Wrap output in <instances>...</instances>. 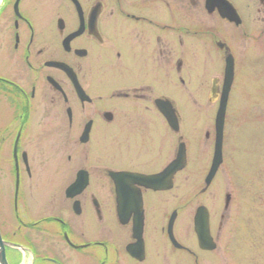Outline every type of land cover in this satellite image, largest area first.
Listing matches in <instances>:
<instances>
[{
  "label": "flooded vegetation",
  "instance_id": "obj_1",
  "mask_svg": "<svg viewBox=\"0 0 264 264\" xmlns=\"http://www.w3.org/2000/svg\"><path fill=\"white\" fill-rule=\"evenodd\" d=\"M228 1L239 22L222 15L224 0H0V215L6 208L9 225L0 230L9 260L21 245L30 264H176V253L199 264L175 231L177 208L163 201L187 165L163 188L153 184L177 155L160 101L177 111L202 105L191 94L202 91L209 40L225 58L227 43L264 37V0ZM222 89L213 78L210 101ZM240 194L225 192L215 222L208 208L213 249L194 230L203 204L192 213L200 252L217 251L211 264L264 252V187L255 208L263 222L240 219Z\"/></svg>",
  "mask_w": 264,
  "mask_h": 264
},
{
  "label": "rangeland",
  "instance_id": "obj_2",
  "mask_svg": "<svg viewBox=\"0 0 264 264\" xmlns=\"http://www.w3.org/2000/svg\"><path fill=\"white\" fill-rule=\"evenodd\" d=\"M261 38L260 41L248 45H244L243 39L227 43L237 59L227 104L223 143L224 161L208 193L204 196L200 195L199 191L205 184L204 178L209 171L214 154L215 118L219 108L218 101H210L212 94L209 92V85L213 78L223 81L225 64L223 55L211 40L208 41L207 67L202 77V91L191 94V101L193 103L199 101L202 105L180 107L178 110L181 127L176 133L175 143L178 145L180 137L185 142L187 167L177 176L174 190L164 195L163 201L165 209L177 208L179 215L175 231L182 235L188 244L194 246L192 249L197 253L199 264L203 261L204 264L215 263L214 258L217 255V251L205 255L196 245L192 213L199 204L209 208L215 222L224 206L225 192L231 193L238 186L241 188L238 212L240 219L249 214L255 220L263 222L262 209H255L257 206L262 208L263 200L257 197L256 192L264 187V37ZM206 133H209V137ZM112 164L120 165L122 161L114 159ZM250 206H253V209ZM232 213L235 212L231 210L227 212V214ZM6 214L5 208L0 215V221L4 233L8 234L9 225ZM161 253L163 254V251ZM12 256L15 260L11 257V264L26 262L20 250L14 251ZM176 256V264H195L193 256L191 262L180 261L178 253ZM164 260V255L159 258L160 262ZM240 261L246 264L264 263V252L260 248H255L254 251L247 250L241 254Z\"/></svg>",
  "mask_w": 264,
  "mask_h": 264
},
{
  "label": "water",
  "instance_id": "obj_3",
  "mask_svg": "<svg viewBox=\"0 0 264 264\" xmlns=\"http://www.w3.org/2000/svg\"><path fill=\"white\" fill-rule=\"evenodd\" d=\"M222 12L224 17H227L229 20H237L240 21V17L237 13V10L227 1ZM220 47L223 48V44L220 43ZM228 50V49H227ZM226 66H225V78L223 84V91L220 99L219 108L216 115L215 126H216V140H215V150L212 165L210 171L206 177V186H209L212 182L217 170L219 169L220 165L223 162V139H224V125H225V118H226V111H227V104L229 99V94L231 91V87L234 80V69H235V61L234 57L231 52L227 51L226 57ZM163 106L161 105L160 109L163 114L170 120L172 125L175 126L176 130H179V117L177 111L171 106L169 101H162ZM168 104L170 107L168 108ZM186 164V146L183 141L179 143L177 157L174 162H172L163 172L157 174L153 178L154 184H156V188H162L160 186V182L162 180L168 179V177H173L174 173L177 172L179 169H182ZM70 196H72L69 193ZM177 213L174 212L170 218L169 222V233L172 239L173 237V225L176 219ZM208 210L205 206H200L196 213L195 219V229L199 237L200 246L203 248L212 249L215 245L212 243V238L209 232V224H208ZM9 243L5 241L1 235L0 231V264H10L7 254H6V246ZM22 250H25L21 245H15Z\"/></svg>",
  "mask_w": 264,
  "mask_h": 264
},
{
  "label": "bare ground",
  "instance_id": "obj_4",
  "mask_svg": "<svg viewBox=\"0 0 264 264\" xmlns=\"http://www.w3.org/2000/svg\"><path fill=\"white\" fill-rule=\"evenodd\" d=\"M12 259H13V258H12ZM25 259H26V262H23L22 264H29L30 259H31V258H30V255L28 254V255L26 256ZM25 259H24V260H25ZM8 260H9V258H8ZM9 263L11 264L10 260H9Z\"/></svg>",
  "mask_w": 264,
  "mask_h": 264
}]
</instances>
